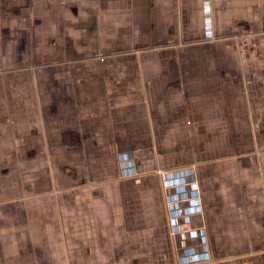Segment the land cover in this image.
Segmentation results:
<instances>
[{
    "label": "crops",
    "instance_id": "crops-1",
    "mask_svg": "<svg viewBox=\"0 0 264 264\" xmlns=\"http://www.w3.org/2000/svg\"><path fill=\"white\" fill-rule=\"evenodd\" d=\"M0 264H264V0H0Z\"/></svg>",
    "mask_w": 264,
    "mask_h": 264
},
{
    "label": "built area",
    "instance_id": "built-area-1",
    "mask_svg": "<svg viewBox=\"0 0 264 264\" xmlns=\"http://www.w3.org/2000/svg\"><path fill=\"white\" fill-rule=\"evenodd\" d=\"M192 190L195 193L194 196H193L194 197L193 199L200 201L199 185H198V182L197 181H194L193 182ZM199 230L200 231H199L198 237L201 236V238L203 240V243H207L206 242L207 241L206 229L203 226V228H200Z\"/></svg>",
    "mask_w": 264,
    "mask_h": 264
},
{
    "label": "rangeland",
    "instance_id": "rangeland-1",
    "mask_svg": "<svg viewBox=\"0 0 264 264\" xmlns=\"http://www.w3.org/2000/svg\"><path fill=\"white\" fill-rule=\"evenodd\" d=\"M192 231L194 232V233H196L197 231H196V229L194 228V229H188V232L190 233L189 235H190V237H195V234H192ZM195 240V239H194Z\"/></svg>",
    "mask_w": 264,
    "mask_h": 264
}]
</instances>
